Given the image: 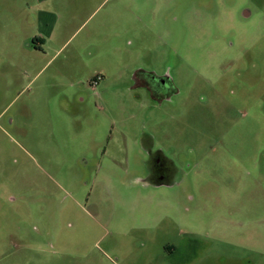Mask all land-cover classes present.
<instances>
[{
    "label": "rangeland",
    "instance_id": "1",
    "mask_svg": "<svg viewBox=\"0 0 264 264\" xmlns=\"http://www.w3.org/2000/svg\"><path fill=\"white\" fill-rule=\"evenodd\" d=\"M0 264H264V0H0Z\"/></svg>",
    "mask_w": 264,
    "mask_h": 264
},
{
    "label": "flooded vegetation",
    "instance_id": "2",
    "mask_svg": "<svg viewBox=\"0 0 264 264\" xmlns=\"http://www.w3.org/2000/svg\"><path fill=\"white\" fill-rule=\"evenodd\" d=\"M153 81L151 85L145 81L139 80V85L144 87L151 97H156L157 95H160L162 92L169 91V83L167 82V80L155 79ZM150 163L151 166L149 170V176L152 179H156L164 182L165 179L169 178L172 175L173 172L172 164L167 160L163 159L159 153H156L155 156H153V158L150 159Z\"/></svg>",
    "mask_w": 264,
    "mask_h": 264
},
{
    "label": "built area",
    "instance_id": "3",
    "mask_svg": "<svg viewBox=\"0 0 264 264\" xmlns=\"http://www.w3.org/2000/svg\"><path fill=\"white\" fill-rule=\"evenodd\" d=\"M97 80H99V78H97Z\"/></svg>",
    "mask_w": 264,
    "mask_h": 264
},
{
    "label": "crops",
    "instance_id": "4",
    "mask_svg": "<svg viewBox=\"0 0 264 264\" xmlns=\"http://www.w3.org/2000/svg\"><path fill=\"white\" fill-rule=\"evenodd\" d=\"M41 1V0H40Z\"/></svg>",
    "mask_w": 264,
    "mask_h": 264
}]
</instances>
